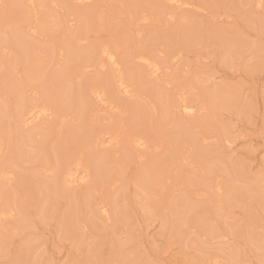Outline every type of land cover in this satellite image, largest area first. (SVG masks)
Here are the masks:
<instances>
[{"label":"rangeland","instance_id":"1","mask_svg":"<svg viewBox=\"0 0 264 264\" xmlns=\"http://www.w3.org/2000/svg\"><path fill=\"white\" fill-rule=\"evenodd\" d=\"M158 1L75 6L53 0L36 6L32 17L27 5L0 2V48L6 47L0 54V104L8 107L0 122V170L13 174L0 184V207L14 204L15 217L30 225L4 239L0 264H210L209 255L230 264L229 250L239 264H264V251L251 245L264 237V0L260 9L253 0H182L188 5L167 11ZM18 20L35 53L28 60L16 37ZM29 27L40 33L30 34ZM103 44L117 49L122 70L134 71L130 95L116 92L103 58H84ZM68 53L81 57L67 61ZM139 54L160 63V79L147 77L142 63L133 62ZM98 84L109 91L110 109L82 99L86 86ZM214 84L235 89L236 101L214 102ZM177 91L202 114H161L160 97L172 104ZM62 92L68 98H60ZM19 93L25 107L49 104L50 115L37 126H20ZM115 133L126 136L114 147L85 143L91 134ZM135 133L146 136L144 152L125 143ZM77 154L93 170L88 184L49 193L46 188L57 183L53 168ZM139 181L154 194L149 219L137 197ZM209 185H218L219 194ZM45 197L44 217L36 218ZM96 202L108 204L110 220L94 214ZM193 240L197 251L188 248Z\"/></svg>","mask_w":264,"mask_h":264},{"label":"bare ground","instance_id":"2","mask_svg":"<svg viewBox=\"0 0 264 264\" xmlns=\"http://www.w3.org/2000/svg\"><path fill=\"white\" fill-rule=\"evenodd\" d=\"M2 0H0L1 2ZM16 1L15 3H20L21 5H27L31 8V12L26 13V15H30L32 16H36V12H34V9L36 6H38V8H46V6L48 5H52L54 2L53 0H14ZM65 1V0H64ZM70 3L74 4L75 6H80V5H89L92 4L95 0H67ZM158 1V0H157ZM263 0H253L255 9H260ZM162 6V11L168 9L169 8H174V9H181L184 6H187V2L182 1V0H159L158 1ZM12 3V2H11ZM37 3V4H36ZM59 3V2H58ZM57 4V2H56ZM54 5V4H53ZM93 7V6H92ZM161 8V7H160ZM54 10V9H53ZM89 10V9H88ZM86 10V12H90ZM167 11V10H166ZM38 12V11H37ZM53 13V12H51ZM137 13V12H136ZM76 14V13H75ZM79 14V13H78ZM162 14L165 15L167 13H163ZM170 16V15H169ZM186 16V15H185ZM53 17V16H52ZM171 18V16H170ZM218 18V17H217ZM148 19V18H147ZM146 18H142L140 22H146L147 21ZM29 20V19H28ZM56 20V19H55ZM14 21V20H13ZM186 21V20H185ZM21 22V20L18 22L16 21L15 25L17 26L16 31L20 32L18 37L19 41L22 42L23 45V51L25 53L26 59H30L32 57V55L34 56V51L33 48L31 47V45L29 44V42L27 41L25 35H21V28L19 27L18 23ZM51 22H54V20H52ZM180 22V21H179ZM22 23V22H21ZM29 24V23H28ZM58 24V22H57ZM56 24V25H57ZM7 26V25H6ZM28 27V26H27ZM31 31L30 34L34 35L36 34V32L40 33V29H36L32 30L34 28L29 27ZM46 28V27H45ZM13 29V28H12ZM15 30V28H14ZM46 30V29H45ZM52 30V29H51ZM198 30V29H197ZM220 31V30H219ZM3 32V31H2ZM63 32V31H62ZM182 32V31H181ZM184 32V31H183ZM37 33V34H38ZM3 36V35H2ZM29 36V37H28ZM73 36V35H72ZM185 36V35H184ZM5 37V36H4ZM9 37V36H8ZM15 37V38H16ZM27 37L28 39H31V36L27 33ZM86 37V36H85ZM184 38V37H183ZM33 39V38H32ZM15 41V40H14ZM18 41V40H17ZM78 41V40H77ZM2 42V41H1ZM194 42V41H193ZM232 42V41H231ZM3 43V42H2ZM18 43V42H17ZM232 45V44H231ZM95 46V45H94ZM226 47V46H225ZM255 48V47H254ZM81 50V49H80ZM6 47H1L0 48V54H5L6 52ZM257 51V50H256ZM70 52V51H69ZM48 53V52H47ZM78 53V52H77ZM81 53V52H79ZM154 54V53H153ZM179 54V53H178ZM24 55V54H23ZM65 55V54H64ZM117 49L115 48H111L110 46L103 44L100 46L95 47L92 51H87V53L85 52L83 54L85 59H94V60H98L100 58H103L106 63L108 64V66L111 68L112 70V81L110 80L111 84L115 87L114 89L116 90V92L118 94H123L125 96L130 95V87H131V83L132 81H134V79L136 78V75L134 73V71L130 70V71H124V69L122 70L119 64V61L117 59ZM22 56V55H21ZM67 61H69L70 59L72 60L74 57L78 58L81 57V54L79 55H74L73 53H68L67 55ZM63 57V56H62ZM66 58V57H65ZM177 58V57H176ZM230 58V57H229ZM53 59V58H52ZM51 59V60H52ZM63 59V58H62ZM172 59V58H171ZM231 59V58H230ZM39 60V59H38ZM60 60V59H59ZM83 60V59H82ZM88 60V61H90ZM132 60L134 63H142V65L145 68V73L146 76L149 78H152L154 80H158L161 78L162 74H163V67L160 65V63H158L157 61L148 58L147 56H144L143 54H139V55H134L132 57ZM20 62V61H19ZM30 62V61H29ZM28 62V63H29ZM39 62V61H38ZM41 62V61H40ZM87 62V61H86ZM172 62V60H171ZM90 63V62H89ZM28 65V64H27ZM30 65V64H29ZM36 65V64H35ZM55 65V64H54ZM97 65V63H96ZM32 66V65H31ZM53 66V65H52ZM70 66V65H69ZM99 68L104 67L102 64H98L97 65ZM39 68V66H37ZM81 67V66H80ZM27 68V66H26ZM34 68V67H33ZM133 68V67H132ZM138 68V67H137ZM32 69V68H31ZM136 69V68H135ZM129 70V69H127ZM24 72V71H22ZM34 74V73H33ZM29 75V74H28ZM33 76V75H32ZM165 76V74H164ZM27 78V77H26ZM25 78V79H26ZM35 78V77H34ZM53 78V77H52ZM57 78L60 77H56V80H58ZM32 79V78H31ZM138 79V78H137ZM29 80V79H28ZM33 80V79H32ZM164 80V79H161ZM160 80V81H161ZM198 80V79H197ZM200 80V78H199ZM198 80V82H200ZM40 81V80H39ZM196 81V80H195ZM32 82V81H31ZM36 83L35 81H33V84ZM62 83V82H61ZM60 83V84H61ZM32 84V83H30ZM42 83L40 82V85ZM70 84V83H69ZM21 85V84H20ZM111 85V86H112ZM168 85V82H167ZM215 85V84H214ZM44 86V84H43ZM67 86V85H66ZM160 86V85H159ZM109 87V86H108ZM133 87V86H132ZM226 87V86H225ZM224 87V88H225ZM223 87H218L217 85H215V87L213 88L212 92H211V97L212 100L214 102L216 101H223V100H227L230 103L231 102H235L237 97H238V93L235 89H228L225 90ZM23 89V88H22ZM68 89V88H67ZM70 89V88H69ZM24 90V89H23ZM162 91V90H161ZM24 92V91H23ZM67 92V91H66ZM70 92V91H69ZM156 92V91H155ZM178 92V91H177ZM68 94V93H66ZM117 94V95H118ZM176 94V93H175ZM50 96V95H49ZM60 98L62 97H67L65 95L64 92H62L60 95ZM58 96V97H59ZM191 96V95H190ZM23 96L19 93L18 95V103H19V107L17 108V122L20 124V126L22 127H34L37 126L36 124L39 123V121L42 118H46L48 117L50 114V106L49 104H46L45 102H34L33 104H31L28 107H25L24 102L25 100L22 98ZM40 97V96H39ZM76 97V96H75ZM68 98V97H67ZM110 98L109 96V91L108 89H106L105 85L102 84H98V85H92V86H86V88H84L83 94H82V99L84 100V102H91L94 104H100L101 106L105 105V107L109 106L108 108L110 109V103L112 105V102H108L107 99ZM160 97V113L163 115H175V114H180L183 117H187V118H192L194 117L197 113L200 114L201 113V108L198 110L196 108V106L190 102V100H188L185 96L184 93H177L174 98L172 100H174V102L172 104H168L167 103V98L165 99L164 96ZM81 99V98H79ZM111 101V100H110ZM153 101V100H152ZM163 101V102H162ZM195 101V100H194ZM212 101V102H213ZM226 102V101H225ZM49 103V102H48ZM74 103V102H73ZM78 103V102H77ZM85 103V104H86ZM211 104V102H210ZM213 104V103H212ZM223 104V102H222ZM228 104V103H227ZM74 105V104H73ZM92 105V104H91ZM95 105V106H96ZM226 105V103H225ZM94 106V105H92ZM98 106V105H97ZM102 106V107H103ZM214 106V105H213ZM217 106H219V104H217ZM235 106V105H234ZM101 107V108H102ZM202 107V105H201ZM216 107V106H215ZM220 107H221V103H220ZM214 108V107H213ZM7 109L8 107L6 105L0 104V122H2L6 116H7ZM90 109V108H89ZM105 109V108H104ZM109 109H107L109 111ZM112 109V108H111ZM205 109V108H204ZM216 109H219L216 107ZM114 110V108H113ZM115 110L117 111V109L115 108ZM114 110V111H115ZM203 110V109H202ZM90 111V110H89ZM105 111V110H104ZM119 111V110H118ZM153 111V110H152ZM205 111V110H204ZM113 112V111H112ZM200 112V113H199ZM206 112V111H205ZM114 113V112H113ZM215 113V112H214ZM217 113V112H216ZM148 114V113H147ZM202 114V113H201ZM118 115V113H117ZM151 115V114H150ZM204 115V114H203ZM9 116V114H8ZM60 116V115H59ZM66 116V115H65ZM197 116V115H196ZM10 117V116H9ZM122 117V116H121ZM11 119V118H8ZM10 121V120H7ZM122 121V120H121ZM168 123V122H167ZM4 124V123H3ZM2 124V125H3ZM120 124V123H119ZM206 125V124H205ZM123 126V125H122ZM191 127V126H190ZM3 128V127H2ZM227 128V127H226ZM94 129V128H93ZM28 131V130H27ZM111 132V131H110ZM224 132V131H223ZM222 132V133H223ZM104 133V132H103ZM185 133V132H184ZM86 134V133H85ZM123 135V134H122ZM134 135V134H133ZM136 135V133H135ZM106 136V135H105ZM126 136V135H125ZM124 136V137H125ZM179 136V135H177ZM222 136V135H221ZM123 136H120L118 134H112V135H108L106 138L104 137V134H94V135H90L86 140V144L88 145V147H96L97 145H102L105 147H114L119 141H123ZM146 136H143L140 134L133 136L132 138H129L126 140V144L129 145L130 147H132L134 149V151L137 152H144L145 150L148 149V144L146 142ZM186 138V137H185ZM3 139V138H2ZM85 139V138H84ZM148 140V139H147ZM2 142V140H1ZM84 142V141H83ZM175 142V141H174ZM198 142V141H197ZM207 142V141H206ZM20 143V142H19ZM2 144V143H1ZM1 144H0V151H1ZM205 144V142H204ZM81 145V144H80ZM83 147V146H82ZM81 147V148H82ZM85 147H87L85 145ZM84 147V148H85ZM32 149V148H31ZM83 149V148H82ZM181 151V150H180ZM81 153V152H79ZM113 153V152H112ZM54 154V153H53ZM118 154V153H117ZM82 155V154H81ZM67 156V155H66ZM76 158H74L72 161L66 163L65 165H61L60 168L55 169L54 171L57 173V183H54L53 187L50 189L46 190L49 193H54L58 188H63L64 191L66 188H70L74 185H78V186H82V185H86L88 184V182L90 181L91 177H93V170L91 168H89L88 166L84 165L81 157H79V154H77L75 156ZM147 157V156H146ZM27 158V157H26ZM84 158V157H83ZM140 158V157H139ZM142 158V157H141ZM202 158V157H201ZM31 159V158H30ZM66 162V161H65ZM185 162V161H184ZM183 164V163H182ZM10 166V165H9ZM2 168V167H1ZM98 168V166H97ZM193 168V167H192ZM196 168V167H195ZM148 171V170H147ZM53 172V171H52ZM12 173V172H11ZM9 172L0 170V184L4 183L7 184L10 182L12 175ZM98 173V172H97ZM144 173V172H143ZM146 173V172H145ZM150 173V172H149ZM159 174V173H157ZM192 174V173H191ZM52 175V174H51ZM145 175V174H144ZM152 175V174H151ZM150 175V176H151ZM147 179H149V175H147ZM155 177V176H154ZM100 178V177H99ZM145 178V177H143ZM142 178V179H143ZM141 179V180H142ZM151 179V178H150ZM214 180V179H213ZM255 180V179H254ZM223 181V180H222ZM97 182V181H96ZM140 182V181H139ZM254 181L252 180L251 183H253ZM256 182V181H255ZM91 183V182H90ZM145 183V181H144ZM250 183V184H251ZM262 183V182H261ZM3 184V185H4ZM139 184V185H138ZM136 188L138 190L137 193V197L140 200V207H141V211L142 213L145 215V219L146 217H148L147 219H149V217H154L153 216V204L151 203L152 198L154 197V194L149 193L148 191H146V188L144 187L145 185H142L141 182L138 183ZM258 183H255V186ZM263 184V183H262ZM90 185V184H89ZM91 186V185H90ZM210 186V185H209ZM251 186L253 187L254 185L251 184ZM51 187V186H50ZM148 187V186H147ZM254 188V187H253ZM209 189L214 190L213 192H215V194H219L218 192L221 191V189L218 187V185L215 186H210ZM63 191V190H62ZM67 191V190H66ZM202 192V191H201ZM59 193V192H58ZM64 193V192H63ZM203 193V192H202ZM185 194V193H184ZM50 195V194H49ZM48 195V196H49ZM196 195V194H195ZM194 195V197H195ZM47 196V198H48ZM193 197V198H194ZM196 198V197H195ZM194 198V199H195ZM198 199V197H197ZM41 200V199H40ZM188 200V197L183 195L181 201L184 202V204L186 203V201ZM48 199L45 200L43 199L41 202V206L40 209L38 210L37 214H35L36 218L42 219L43 216V204L45 205V203H47ZM10 203V202H9ZM13 203V202H12ZM97 203V202H96ZM16 204V203H15ZM183 204V203H182ZM183 204V205H184ZM189 204V203H188ZM40 205V204H39ZM108 205V204H107ZM106 204L102 203H97L94 205V214L99 216L100 218H103L104 221H108L110 220V214H109V210H108V206ZM181 204H179L180 206ZM182 206V205H181ZM180 206V207H181ZM111 207V206H110ZM193 207V206H192ZM184 208V207H183ZM15 209L16 206L14 204H6L3 207H0V248L2 250V243H4V239L8 236H12V235H16L18 227L19 229L23 232L27 229L30 228V225L27 221L26 218L20 217L18 216L17 218L15 217ZM218 212L221 211L220 207L217 208ZM92 210V212H93ZM185 210V209H184ZM112 211V210H111ZM110 211V212H111ZM188 211V210H187ZM141 213V214H142ZM185 213V212H184ZM18 214V213H17ZM93 214V213H92ZM112 214V213H111ZM219 214V213H218ZM143 215V216H144ZM22 216V215H21ZM112 217V216H111ZM174 218V217H173ZM144 219V220H145ZM151 219V218H150ZM102 221V220H101ZM207 222V221H206ZM106 224H108V222H106ZM186 222L183 223V225H185ZM184 229V228H183ZM18 234V233H17ZM219 237V236H218ZM195 240L191 241L188 244V248L190 249H196V246L193 244ZM204 243V242H203ZM251 245L259 252L264 251V237L262 239H254V241H251ZM190 246V247H189ZM6 247V246H4ZM207 248V247H206ZM5 248H3L4 250ZM0 250V252H1ZM220 254V253H219ZM263 255V254H262ZM217 256H206L205 257V261L206 262H210V264H219L218 260H217ZM236 258H238V254L229 250L228 251V262L230 264H239L240 261L236 260ZM144 261V260H143ZM143 261H134L133 264H149ZM111 262V261H110ZM111 264V263H110ZM132 264V263H131Z\"/></svg>","mask_w":264,"mask_h":264},{"label":"snow or ice","instance_id":"3","mask_svg":"<svg viewBox=\"0 0 264 264\" xmlns=\"http://www.w3.org/2000/svg\"><path fill=\"white\" fill-rule=\"evenodd\" d=\"M2 7H3L4 11H5V15H7V10H8V8H9L10 6L7 5V4H5V5H3Z\"/></svg>","mask_w":264,"mask_h":264}]
</instances>
